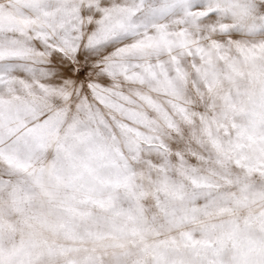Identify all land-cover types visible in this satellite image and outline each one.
<instances>
[{"label":"snow or ice","instance_id":"snow-or-ice-1","mask_svg":"<svg viewBox=\"0 0 264 264\" xmlns=\"http://www.w3.org/2000/svg\"><path fill=\"white\" fill-rule=\"evenodd\" d=\"M0 264H264V0H0Z\"/></svg>","mask_w":264,"mask_h":264}]
</instances>
